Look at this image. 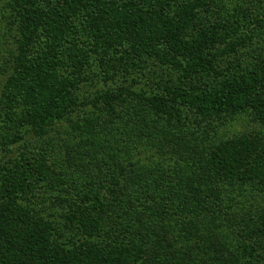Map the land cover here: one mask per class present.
<instances>
[{
	"label": "trees",
	"instance_id": "1",
	"mask_svg": "<svg viewBox=\"0 0 264 264\" xmlns=\"http://www.w3.org/2000/svg\"><path fill=\"white\" fill-rule=\"evenodd\" d=\"M0 264H264V0H0Z\"/></svg>",
	"mask_w": 264,
	"mask_h": 264
},
{
	"label": "rangeland",
	"instance_id": "2",
	"mask_svg": "<svg viewBox=\"0 0 264 264\" xmlns=\"http://www.w3.org/2000/svg\"><path fill=\"white\" fill-rule=\"evenodd\" d=\"M59 127V126H58ZM61 128V127H59ZM62 129V128H61ZM260 128L254 124V122L248 120L246 117H242L239 119H236L228 128L223 130L224 137H230L232 134L246 132L250 130H259ZM220 132L218 133V137H220ZM35 138L34 135L31 133H27L26 136L15 146L12 147V150H10L9 154L6 157L2 158V161L5 163H8L9 160H17L18 155L21 152L23 146L22 144H34ZM27 148V147H25ZM9 159V160H8Z\"/></svg>",
	"mask_w": 264,
	"mask_h": 264
}]
</instances>
